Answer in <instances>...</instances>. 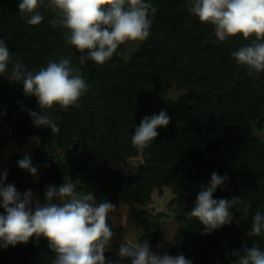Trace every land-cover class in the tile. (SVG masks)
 <instances>
[{
  "label": "trees",
  "instance_id": "obj_1",
  "mask_svg": "<svg viewBox=\"0 0 264 264\" xmlns=\"http://www.w3.org/2000/svg\"><path fill=\"white\" fill-rule=\"evenodd\" d=\"M20 2L0 0V40L12 61L20 59L35 72L49 61L70 58L90 90L78 101L79 107L64 110L54 105L45 110L60 129L52 134L47 127L34 126L29 111L41 113L38 101L24 95L22 83L8 79L10 63L0 75V142L2 121L18 134L41 138L48 148L36 150L30 157L33 165L44 168L50 183L69 178L80 194L93 192L97 203L143 204L155 188L171 187L175 196L170 206L179 226L173 241L161 239L160 244L192 264H217L219 258L234 262L233 251L253 245L264 251V234L247 236L256 211L264 213V142L257 136L264 126V73H250L231 56L251 40L237 35L216 44L214 27L189 13L190 0H146L157 12L139 49L128 52L122 44L104 64L89 60L81 66L82 53L66 42L67 30L49 24L55 13L41 7L43 21L29 25L27 15L21 18ZM173 81L186 92L177 100H166L163 87ZM162 110L171 117L170 123L157 128L158 137L138 152L131 143L136 127L145 116ZM58 148L67 150V163L54 155ZM109 154L143 161L127 174L110 164ZM23 158L16 156L5 168V185L13 184L17 190L29 174L18 166ZM213 172L228 177L213 199L238 197L251 207L243 219V204L232 207L231 225L204 234V225L189 213ZM144 226L141 243L156 242L158 225ZM125 243L110 241L106 264H130L119 256ZM53 259L46 238L33 236L27 244L0 247V264H52Z\"/></svg>",
  "mask_w": 264,
  "mask_h": 264
},
{
  "label": "clouds",
  "instance_id": "obj_2",
  "mask_svg": "<svg viewBox=\"0 0 264 264\" xmlns=\"http://www.w3.org/2000/svg\"><path fill=\"white\" fill-rule=\"evenodd\" d=\"M41 7L55 13V18L49 21L51 27L67 30L66 42L82 53L81 66L89 60L102 65L120 45L146 40L157 12L146 0H47L46 3L45 0H22L18 5L21 18L27 15L26 22L34 26L44 19L38 11ZM188 11L201 23L212 25L219 41L237 35L251 40L231 56L250 73H264V0H190ZM124 59H128L126 54ZM10 63L8 79L22 83L24 95L34 96L38 101L41 113L29 111L34 126L58 133L57 122L45 110L54 105L64 110L80 106L78 101L90 90L80 68L74 67L70 58H62L58 62L49 61L47 66L34 72L20 59L13 62L7 45L0 40V75L8 71ZM170 120L163 110L145 116L132 135V145L142 153L158 137L157 128L167 127ZM18 166L34 177L37 174V167L29 156L19 160ZM6 179V172L0 175V207L4 209L0 214V247L27 244L31 237L43 236L54 253L52 264H106L105 252L110 249L114 235L107 221L115 205L107 200L97 203L96 195L90 191L77 194L71 182L59 187L47 186L46 203L41 204L39 200L33 202L32 190L20 193L13 184L5 185ZM227 180V175L221 177L213 172L210 184L201 185L189 213L204 225V234L231 225L230 209L238 204H243L242 219L248 215L251 205L238 197L213 199L217 188ZM54 198L60 203H53ZM261 234H264V213L256 211L247 236ZM232 255L236 258L234 264H264V251L255 245L233 251ZM119 256L128 258L130 264H192L183 254L152 252L148 241L133 244L126 240L119 248Z\"/></svg>",
  "mask_w": 264,
  "mask_h": 264
},
{
  "label": "rangeland",
  "instance_id": "obj_3",
  "mask_svg": "<svg viewBox=\"0 0 264 264\" xmlns=\"http://www.w3.org/2000/svg\"><path fill=\"white\" fill-rule=\"evenodd\" d=\"M215 43L220 44L217 38ZM140 41L125 43V49L128 52H135L139 49ZM186 89L182 88L177 81H173L163 87L162 97L164 99H179ZM2 139L0 142V175L7 173L6 166L16 159V156L23 158L25 156H33L38 149H46L48 146L43 143L42 139L35 136H24L15 132L13 127L8 123L2 121ZM257 136L264 142V126L263 129L257 130ZM54 155L58 160L65 163L69 160L67 150L58 148L54 152ZM110 164L127 174L135 172L139 166V163L143 161L142 157L132 158H119L109 154ZM64 182H71L69 178H62L60 184L53 182L50 183L46 177H44V168H37V174L34 177L30 172L25 177V183L22 189L17 190L20 193H24L28 190L33 192V202L39 200L41 204L46 203L45 191L47 186L59 187ZM77 194H80L76 188ZM175 196L171 187L164 186L163 188H155L152 192L151 198L141 203H122L113 202L115 205V211L110 213L108 217V224L112 228L114 233L110 241L114 244H118L121 241H129L133 244L141 243L142 236L146 233L144 226L145 222H152L158 225L159 230L157 232V241L149 243L150 250L159 255L165 253L169 254L165 248L160 244L161 239L173 241L177 232L179 221L177 219V213L170 206V201ZM53 203H60L58 198H54ZM36 239H45L43 236ZM246 247H243L244 249ZM241 249V250H242ZM176 256V255H171ZM217 264H234V262L225 261L221 258L217 259Z\"/></svg>",
  "mask_w": 264,
  "mask_h": 264
}]
</instances>
